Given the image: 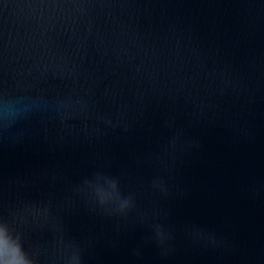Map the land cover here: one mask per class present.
I'll use <instances>...</instances> for the list:
<instances>
[{
    "label": "water",
    "instance_id": "1",
    "mask_svg": "<svg viewBox=\"0 0 264 264\" xmlns=\"http://www.w3.org/2000/svg\"><path fill=\"white\" fill-rule=\"evenodd\" d=\"M0 219L28 264H264V0H0Z\"/></svg>",
    "mask_w": 264,
    "mask_h": 264
},
{
    "label": "clouds",
    "instance_id": "2",
    "mask_svg": "<svg viewBox=\"0 0 264 264\" xmlns=\"http://www.w3.org/2000/svg\"><path fill=\"white\" fill-rule=\"evenodd\" d=\"M0 264H28L19 235L0 219Z\"/></svg>",
    "mask_w": 264,
    "mask_h": 264
}]
</instances>
